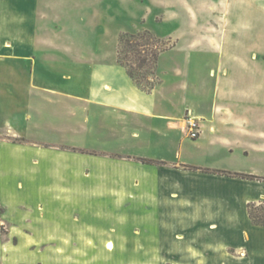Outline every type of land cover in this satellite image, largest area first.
Instances as JSON below:
<instances>
[{"label": "rangeland", "instance_id": "obj_1", "mask_svg": "<svg viewBox=\"0 0 264 264\" xmlns=\"http://www.w3.org/2000/svg\"><path fill=\"white\" fill-rule=\"evenodd\" d=\"M242 3L264 7V0H0V264L208 263L199 245L216 232L202 235L194 205L168 204L155 178L174 164L264 174L263 154L197 148L184 122L189 114L199 123L194 115L215 100L219 61L206 58L205 41L243 37L235 21L264 14L243 12ZM104 85L153 95L156 113L132 118L102 108L89 91ZM162 117L179 122L155 121ZM254 122L264 131V120ZM247 209L253 224H264L263 206Z\"/></svg>", "mask_w": 264, "mask_h": 264}, {"label": "crops", "instance_id": "obj_2", "mask_svg": "<svg viewBox=\"0 0 264 264\" xmlns=\"http://www.w3.org/2000/svg\"><path fill=\"white\" fill-rule=\"evenodd\" d=\"M241 6L244 8L240 10L245 13L254 10L264 13V7L255 9L253 5L243 3ZM260 16L258 22L235 21L233 30L244 28L246 34L243 37L225 35L222 42L205 41L207 46L203 50L206 58L219 63L213 89L215 100L209 110L194 115L201 118V133L195 141L197 148L205 146L230 154L240 151L235 155L240 157L254 153L264 155V131L254 128V121L264 120V117H254L256 113L264 114V14ZM226 44H231L230 50ZM106 87H92L89 99L104 106L102 108L132 118L149 119L156 113L153 95L141 92L134 85L108 86L107 90ZM155 121L159 124L179 122L165 117ZM260 164L264 167V160ZM159 169L160 173L155 178L156 188L161 186L164 189L162 195L166 202L180 200L177 204H181V208H185V203L194 205L196 225L202 229L200 233L206 237L216 232V239L204 240L199 245L204 260L210 258L207 264H264V224H253L247 209L249 205L264 207L263 173L255 169L223 166L208 169L243 172L263 178V181H258L201 173L200 169L189 171L178 164ZM188 193L197 198L189 199Z\"/></svg>", "mask_w": 264, "mask_h": 264}, {"label": "trees", "instance_id": "obj_3", "mask_svg": "<svg viewBox=\"0 0 264 264\" xmlns=\"http://www.w3.org/2000/svg\"><path fill=\"white\" fill-rule=\"evenodd\" d=\"M150 40H153V41H155L156 39L155 38H150ZM156 58H157V53H154V55H153V63H155V61H156ZM128 73V76L131 78V79H133V80H137L139 77H138V75L137 76H135L133 73H131V72H127ZM143 164H148V163H150V161H146V160H144V159H141L140 160ZM186 169H190V170H197V168H194V167H189V168H187L186 167ZM201 171H203V172H211L212 174H225V173H223V172H220V171H209V170H201ZM229 177H236V178H241V179H247V180H258V181H263V178H260V177H256V176H252V175H243V174H229ZM249 215L251 216V219L254 221V218H253V216L249 213ZM255 223V222H254ZM256 225H257V223H255ZM258 225H263V223L262 224H258Z\"/></svg>", "mask_w": 264, "mask_h": 264}, {"label": "built area", "instance_id": "obj_4", "mask_svg": "<svg viewBox=\"0 0 264 264\" xmlns=\"http://www.w3.org/2000/svg\"><path fill=\"white\" fill-rule=\"evenodd\" d=\"M184 122L187 125V129H188V136L191 139H196L200 136L201 133V128L199 123L197 122V120L194 117H191L189 114L187 115V117L185 118Z\"/></svg>", "mask_w": 264, "mask_h": 264}, {"label": "bare ground", "instance_id": "obj_5", "mask_svg": "<svg viewBox=\"0 0 264 264\" xmlns=\"http://www.w3.org/2000/svg\"><path fill=\"white\" fill-rule=\"evenodd\" d=\"M179 239H180V237H179Z\"/></svg>", "mask_w": 264, "mask_h": 264}]
</instances>
